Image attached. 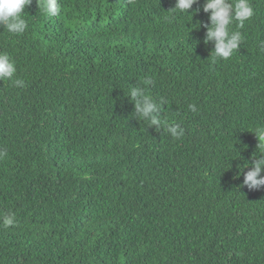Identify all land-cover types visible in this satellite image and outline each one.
<instances>
[{
	"label": "trees",
	"instance_id": "1",
	"mask_svg": "<svg viewBox=\"0 0 264 264\" xmlns=\"http://www.w3.org/2000/svg\"><path fill=\"white\" fill-rule=\"evenodd\" d=\"M42 2L23 34L0 27L24 81L0 80V264H264V187L243 186L264 150V0L216 62L204 0ZM146 79L182 138L136 116Z\"/></svg>",
	"mask_w": 264,
	"mask_h": 264
},
{
	"label": "clouds",
	"instance_id": "2",
	"mask_svg": "<svg viewBox=\"0 0 264 264\" xmlns=\"http://www.w3.org/2000/svg\"><path fill=\"white\" fill-rule=\"evenodd\" d=\"M197 2L198 0H175V5L171 10L186 14ZM31 4L32 0H0V27L13 35H21L26 32L28 22L25 19V15H27L25 8ZM40 8L49 17H55L61 11L59 0H43ZM199 10L194 11L198 12ZM202 10L209 13V23L201 22L198 25H193V28L198 30L199 27H203L206 29L204 43L211 42L214 46L210 52L213 62H216L217 59L226 60L230 58L243 41L242 33L230 30V26L235 23L242 28L245 21L254 16L255 10L251 0H204ZM16 73L17 67L9 54L0 52V80H11L14 86L23 87L24 81L15 78ZM150 84L151 81L146 79L144 86H130L128 97L134 105L136 116L148 121V127L154 126L157 131L163 128L173 138H182L185 130L179 123L168 124L162 120L161 109L165 104V100L160 98L157 101L148 94L147 86ZM188 108L191 112L198 110L195 104H189ZM253 133L258 140L257 149H264V128ZM6 156L7 151L0 149V159ZM262 173H264V150H260L253 155L251 166L243 176V186H246L249 190H259L264 187V175ZM15 222V213L0 214V223L4 227L14 226Z\"/></svg>",
	"mask_w": 264,
	"mask_h": 264
}]
</instances>
